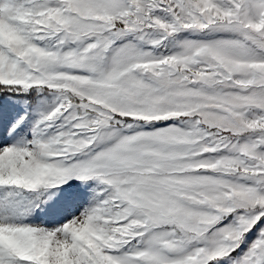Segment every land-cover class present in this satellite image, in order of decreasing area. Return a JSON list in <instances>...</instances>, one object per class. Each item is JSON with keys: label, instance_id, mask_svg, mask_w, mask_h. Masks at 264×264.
Returning <instances> with one entry per match:
<instances>
[{"label": "snow or ice", "instance_id": "obj_1", "mask_svg": "<svg viewBox=\"0 0 264 264\" xmlns=\"http://www.w3.org/2000/svg\"><path fill=\"white\" fill-rule=\"evenodd\" d=\"M0 264H264V0H0Z\"/></svg>", "mask_w": 264, "mask_h": 264}]
</instances>
